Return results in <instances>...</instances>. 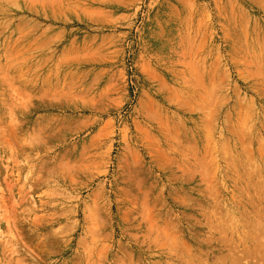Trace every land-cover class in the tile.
I'll return each mask as SVG.
<instances>
[{
  "label": "rangeland",
  "instance_id": "1",
  "mask_svg": "<svg viewBox=\"0 0 264 264\" xmlns=\"http://www.w3.org/2000/svg\"><path fill=\"white\" fill-rule=\"evenodd\" d=\"M0 264H264V0H0Z\"/></svg>",
  "mask_w": 264,
  "mask_h": 264
}]
</instances>
